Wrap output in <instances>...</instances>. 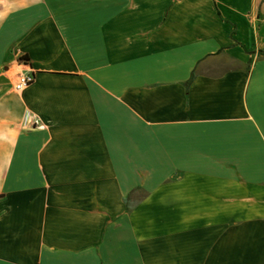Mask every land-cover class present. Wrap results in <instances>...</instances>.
<instances>
[{"label": "crops", "instance_id": "1", "mask_svg": "<svg viewBox=\"0 0 264 264\" xmlns=\"http://www.w3.org/2000/svg\"><path fill=\"white\" fill-rule=\"evenodd\" d=\"M262 48L264 0H0V264H264Z\"/></svg>", "mask_w": 264, "mask_h": 264}, {"label": "built area", "instance_id": "2", "mask_svg": "<svg viewBox=\"0 0 264 264\" xmlns=\"http://www.w3.org/2000/svg\"><path fill=\"white\" fill-rule=\"evenodd\" d=\"M31 81H32V77L29 76V75H17V76H16V79H15V81H14V83H13L12 88H13V90H15V91H20V90H22L24 87H26L28 84H30ZM27 123H30V121L27 120V118H25V119L23 120V122H22V125L27 124ZM31 126H32V127L34 126V127L37 128V127H39L40 125H39L36 121H33V122L31 123Z\"/></svg>", "mask_w": 264, "mask_h": 264}, {"label": "trees", "instance_id": "3", "mask_svg": "<svg viewBox=\"0 0 264 264\" xmlns=\"http://www.w3.org/2000/svg\"><path fill=\"white\" fill-rule=\"evenodd\" d=\"M257 56H264V48L256 52Z\"/></svg>", "mask_w": 264, "mask_h": 264}]
</instances>
